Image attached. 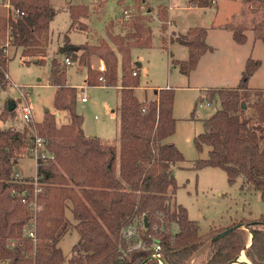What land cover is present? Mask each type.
Segmentation results:
<instances>
[{
	"label": "trees",
	"instance_id": "trees-1",
	"mask_svg": "<svg viewBox=\"0 0 264 264\" xmlns=\"http://www.w3.org/2000/svg\"><path fill=\"white\" fill-rule=\"evenodd\" d=\"M241 1L264 7V0ZM189 2L209 7L213 0ZM11 3L24 14L16 18L0 14V32L11 24L14 45L23 49L24 56L41 62L45 56L43 41L56 15L51 0ZM89 12L86 5L71 6L69 30H87V24L80 19L88 17ZM130 28L125 35L113 34L109 24V41L86 42L78 50L69 48L63 53L72 62L79 60L88 66V85H102L99 77L103 76L107 86H119V145L85 134L84 118L76 109L78 88L68 83L66 68H60L58 59L51 61L49 79L56 86V111L47 110L35 126L38 135L45 139L46 150L55 158L39 162L42 191L38 201L42 209L37 214L36 243L24 231L31 218L30 210L13 195L15 188L28 187L33 191L34 187L12 180L31 133L13 126L0 128V264H119L120 230L126 222L143 215L148 218L147 232L159 239L168 264H225L243 251L252 264H264V215L249 222L248 230L240 224L214 240L223 229L202 234L199 222L189 217L188 209L176 200L172 202L178 189L175 167L185 161L182 151L168 141L177 124L175 89L156 88L148 101L138 97L140 74L137 65L133 66L131 53L133 48L151 46L152 29L141 21L133 22ZM253 30L256 38L264 42V19ZM207 37L204 27H191L178 36L189 50L188 59L174 61L183 74H190L205 53L215 50ZM233 37L240 44L247 41V35L238 28ZM93 57L105 62L104 72L91 66ZM260 64V60L249 57L236 87L210 89L211 97L218 96L221 107L204 120V131L195 138L200 150L206 145L209 151L207 158L195 161L194 168L220 167L230 183L241 177L242 187L259 192L264 200V88L248 85ZM7 65L8 59H2V85L6 84ZM6 107L9 114L15 111ZM58 112H65L68 121L59 124ZM155 224L159 226L156 232L151 227ZM174 224L179 226L176 233L172 231ZM72 228L79 239L66 258L59 243ZM205 245L198 263L191 262ZM148 257L147 251L137 250L126 264H142ZM145 264L157 262L151 258Z\"/></svg>",
	"mask_w": 264,
	"mask_h": 264
},
{
	"label": "rangeland",
	"instance_id": "rangeland-1",
	"mask_svg": "<svg viewBox=\"0 0 264 264\" xmlns=\"http://www.w3.org/2000/svg\"><path fill=\"white\" fill-rule=\"evenodd\" d=\"M51 4L56 15L50 23L47 39L43 41L44 59L39 62L38 58L24 56L21 47L12 44L8 47L7 72L10 79L5 85L0 82V128L13 126L31 133L36 131L35 123L43 119L47 110L56 111V86L50 83L49 75L51 61L57 58L60 68H66L68 83L78 88L76 109L84 118L85 134L119 145L120 90L116 86H107L105 81H101L102 85H88L85 81L88 66L79 60L66 65V56L60 47L66 43L69 47H80L86 42L109 41V24L113 34L125 35L133 22L141 21L151 27L152 43L148 48H137L131 53L133 66L142 61V66L137 65L136 70L140 74V86H146L137 89L136 94L141 100L148 101L153 98L154 87L166 88L169 85L175 89L174 116L177 124L175 133L168 140L182 151L185 161L175 167L178 189L172 202L176 200L188 209L189 217L199 222L202 234L210 229L224 230L240 224L248 230L249 222L261 218L264 200L259 192L242 187L241 177L230 183L222 168L207 166L196 169L194 164L198 159L207 158L209 151L206 145L200 150L195 138L204 131V120L221 107L218 96L211 97L213 91L210 89L236 87L249 57L260 60L261 64L248 85L253 89L264 88V42L256 38L253 30L264 19V7H255L241 0H216L209 7L195 6L189 0H51ZM73 5L89 7L88 17L80 19L88 24L87 30H69ZM124 9L130 12L127 20L123 19ZM191 27L206 28L207 41L215 50L205 53L190 74H183L174 61L188 59L189 50L177 38ZM236 28L247 35L245 43L240 44L234 39ZM7 36L6 29L0 32V46L7 41ZM90 63L95 70L104 72L100 68L105 65L103 60L93 57ZM120 73L121 67L119 78ZM13 83L26 86L30 91L34 124L23 120L19 103L12 114L5 111L8 100H17L19 95ZM82 85H87V102L81 100ZM57 117L59 124L68 121L67 116ZM19 159L16 169L26 176H34L36 162L27 148L22 149ZM172 231H179V226L174 224ZM78 239V232L72 228L60 241L66 258ZM206 246L192 257L191 262L198 263Z\"/></svg>",
	"mask_w": 264,
	"mask_h": 264
},
{
	"label": "built area",
	"instance_id": "built-area-1",
	"mask_svg": "<svg viewBox=\"0 0 264 264\" xmlns=\"http://www.w3.org/2000/svg\"><path fill=\"white\" fill-rule=\"evenodd\" d=\"M216 0H213L215 3ZM0 14L6 16L7 18H16L19 15H23L24 12L20 11L18 8H15L11 0H0ZM130 17V12L128 9L123 10V19L127 20ZM7 31V41L0 46V63L2 59H7L8 47L13 43V26L8 23L6 27ZM64 63L66 65H71L72 60L69 57H65ZM101 70L105 71V65H101ZM137 72H134L136 75ZM4 75L6 82L9 81L10 76L7 70H4ZM100 80L104 81V77L100 76ZM13 87L18 91V98H17V106L18 103L21 104V115L25 122L29 124H34V112L29 100L30 91L26 86L18 85L13 83ZM82 92V101H88V94H87V85L81 86ZM30 143L27 148V152L30 157L36 162L37 171L34 176H26L15 168L12 176V180L15 184H24L33 186V191H30V188L24 187L23 189L15 188L13 190V195L22 203L27 205L30 210L31 218L27 227H25L24 231L25 234L31 238L35 243L37 242V214L42 209V205L39 204L38 195L42 191V185L39 182V175H38V168L39 162L43 160L45 163L49 160H54L55 156L49 153L45 148V139L42 136H39L36 131L31 132L30 134ZM29 178L30 180H28ZM26 184V185H25ZM146 216L143 215L140 218H136L134 220L126 222L121 230H120V243H119V255L118 258L120 260L119 264H126V260L130 256L131 253L137 250L147 251L149 253L148 258H155L157 264H168L163 252L162 247L159 239L150 232L149 230V223L148 226L145 224ZM152 227L153 231H157L159 229L158 224H155Z\"/></svg>",
	"mask_w": 264,
	"mask_h": 264
},
{
	"label": "water",
	"instance_id": "water-1",
	"mask_svg": "<svg viewBox=\"0 0 264 264\" xmlns=\"http://www.w3.org/2000/svg\"><path fill=\"white\" fill-rule=\"evenodd\" d=\"M69 48L72 49V50H78V47H77V46H72V47H68V46H66V47H64L63 49H61V53L66 52ZM7 105H8L9 111H14V110L16 109V107H17V102H16V100H14V99H9ZM144 220H145V224H146V226H148V218L145 217ZM236 228H238V226H233V227H230V228H228V229L223 230L222 232L218 233V234L214 237V240H218V239L224 237L225 235L229 234L230 232H232V231H233L234 229H236ZM237 258H238V257H237ZM237 258H236L235 260H233V261H230V262H234V261H236ZM149 259H151V258H148V259L144 260V261L142 262V264H145ZM153 259H155V258H153ZM230 262H228V263H230ZM228 263H225V264H228ZM166 264H167V263H166ZM246 264H252V263H251L250 261H247Z\"/></svg>",
	"mask_w": 264,
	"mask_h": 264
},
{
	"label": "crops",
	"instance_id": "crops-1",
	"mask_svg": "<svg viewBox=\"0 0 264 264\" xmlns=\"http://www.w3.org/2000/svg\"><path fill=\"white\" fill-rule=\"evenodd\" d=\"M88 25V24H87ZM208 38V37H207ZM171 43H172V41H171ZM64 47H66V46H61L60 47V51H61V49H63ZM134 49H137V48H133L132 50H134ZM173 54V53H172ZM202 57H205V55H203ZM179 60V59H178ZM182 60H186V59H182ZM181 61V60H180ZM201 61V60H200ZM137 63V62H136ZM137 65L140 67V66H142V61L141 62H138L137 63ZM177 66V65H176ZM122 75V73H120V76ZM85 81H86V79H85ZM83 86V85H82ZM143 87H146V86H143L142 84H141V86L139 87V88H137V89H142ZM117 88L119 89V86H117ZM150 88H152V87H150ZM158 88H160V87H158ZM166 88H173L172 86L170 87L169 85L168 86H166ZM154 89H155V87H154ZM89 99V98H88ZM82 100V99H81ZM17 102V101H16ZM87 102V101H86ZM208 104H210V102H208ZM57 115H63V116H66V114H65V112H62V113H57ZM173 136V135H172ZM171 136V137H172ZM170 139V138H169ZM169 141V140H168ZM244 254V253H243ZM246 256V255H245ZM248 260V259H247Z\"/></svg>",
	"mask_w": 264,
	"mask_h": 264
},
{
	"label": "bare ground",
	"instance_id": "bare-ground-1",
	"mask_svg": "<svg viewBox=\"0 0 264 264\" xmlns=\"http://www.w3.org/2000/svg\"><path fill=\"white\" fill-rule=\"evenodd\" d=\"M249 261L247 260V257L245 256V254H241L236 261L234 262H230L228 264H246V262Z\"/></svg>",
	"mask_w": 264,
	"mask_h": 264
}]
</instances>
